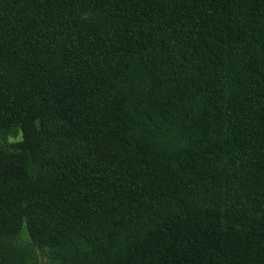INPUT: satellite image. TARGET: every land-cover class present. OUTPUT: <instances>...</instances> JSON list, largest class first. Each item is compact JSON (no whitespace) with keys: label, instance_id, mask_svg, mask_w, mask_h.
<instances>
[{"label":"trees","instance_id":"1","mask_svg":"<svg viewBox=\"0 0 264 264\" xmlns=\"http://www.w3.org/2000/svg\"><path fill=\"white\" fill-rule=\"evenodd\" d=\"M22 229L62 264H264V0H0V264Z\"/></svg>","mask_w":264,"mask_h":264},{"label":"rangeland","instance_id":"2","mask_svg":"<svg viewBox=\"0 0 264 264\" xmlns=\"http://www.w3.org/2000/svg\"><path fill=\"white\" fill-rule=\"evenodd\" d=\"M10 140H20V135L11 136ZM1 248L10 253H18L23 259V264H62L50 247H41L25 229L9 237Z\"/></svg>","mask_w":264,"mask_h":264}]
</instances>
